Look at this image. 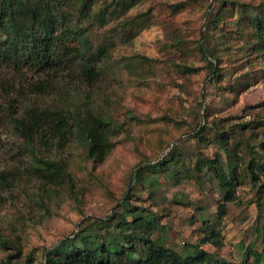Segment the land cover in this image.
<instances>
[{
	"label": "rangeland",
	"instance_id": "obj_1",
	"mask_svg": "<svg viewBox=\"0 0 264 264\" xmlns=\"http://www.w3.org/2000/svg\"><path fill=\"white\" fill-rule=\"evenodd\" d=\"M116 1L131 5L113 11ZM228 1L234 3L233 13L215 28H207V21L211 11L224 5L222 0L95 1L93 12L104 6L113 12L103 25L84 22L93 46L108 45V69L93 86L65 78L78 91L70 92L68 105L84 103L123 130L101 162L88 159L76 137L41 152L64 166L70 181L63 185L46 186L25 176L29 161L20 154L22 140L11 123L15 109L19 114L23 107L51 98L26 92L33 74L0 65V176H14L7 183L0 179V236L12 242V247L0 245V264L29 256L33 264H44L47 250L90 225L91 219L112 215L114 222L122 214L134 173L173 147L183 153L188 174H158L153 185H139L131 200L146 214H155L161 228L153 238L178 252L185 244L200 245L231 264H251L253 258L244 255L248 247L264 254V209L257 206V201L264 202L259 188L264 187V170H255L260 184L247 177L236 187V199L224 205L217 180L194 170L199 157L226 158L216 143L192 137L203 125L209 141L213 130L221 131L240 162L247 165L260 155L264 167V61L247 56L251 29L245 25L254 16L264 21V0ZM237 4L247 13L244 24L237 22L243 12ZM143 14L142 27L131 33L126 21ZM210 53L218 58L214 64L221 74L214 78L206 60L213 61ZM136 55L151 61L140 63ZM126 62L137 66L133 72L125 69ZM210 228L219 233L220 247L201 245Z\"/></svg>",
	"mask_w": 264,
	"mask_h": 264
},
{
	"label": "trees",
	"instance_id": "obj_2",
	"mask_svg": "<svg viewBox=\"0 0 264 264\" xmlns=\"http://www.w3.org/2000/svg\"><path fill=\"white\" fill-rule=\"evenodd\" d=\"M95 1L0 0V65L18 73L25 70L33 74L36 78L26 83V92L51 98L43 105L25 106L19 114L15 109L11 116V123L22 140L19 144L20 154L29 161L24 174L46 186L63 185L70 179L61 163L47 159L41 152L48 151L55 142L61 143L76 137L84 144L87 158L101 162L113 149L112 139L123 130L121 124L94 112L84 103L75 108L68 105L70 92L78 91L69 87L64 82L65 78H76L86 86H93L108 69V45L101 42L93 46L91 34L84 22L92 19L103 25L108 19L107 14L113 15V12L107 13L109 6L93 12ZM222 3L224 5L215 13L210 12L207 28L225 25L224 22L229 20L234 3L228 0H222ZM130 5L131 3L116 1L113 11H124ZM236 6L239 10L244 9L242 4ZM142 16L145 14L126 21L131 33L136 34L142 27ZM245 19L247 13L240 11L237 22L244 24ZM247 22L250 25H245L251 29L247 56L252 55L264 61V21L254 16ZM201 51L204 54L206 52L203 49ZM208 57L213 59L211 61L206 58L212 68L210 76L218 77L221 74L214 64L218 58L212 53ZM135 58L140 63L151 61L142 55H136ZM124 67L133 72L137 66L126 62ZM242 126L253 128L251 123H244ZM205 130L206 125L200 126L192 137L201 143H216L226 158L222 159L220 155L214 158L199 157L194 163V170L198 176L204 171V175L217 180L224 205L236 199V187L247 177L260 184L255 170H264L262 156L258 155V158L245 165L240 162L235 150L228 148L223 132L213 130L209 141ZM260 144L264 150V142ZM188 171L183 153L176 147L156 163H146L134 173L131 187L122 201V214L114 222L111 221L112 215L91 219L90 225L47 250L44 264H231L202 249L200 245L185 244L183 250L178 252L160 239H154V232L161 228L155 214H146V209L131 203L135 189L145 183L153 185L158 174L177 177L181 172L185 177ZM0 177L3 183L14 179L10 173H2ZM259 188L264 193L262 184ZM257 206L263 210L264 202L257 201ZM204 225L209 227L206 223ZM220 239L219 233L210 228L200 243L220 247ZM0 245L8 248L12 247V242L0 236ZM244 255L246 258H253L251 264H263L262 252L248 247ZM33 263L34 258L31 256L23 262H13L11 258L3 262Z\"/></svg>",
	"mask_w": 264,
	"mask_h": 264
}]
</instances>
